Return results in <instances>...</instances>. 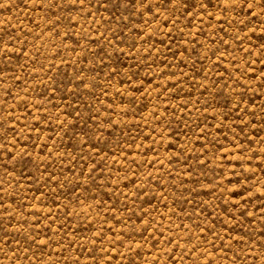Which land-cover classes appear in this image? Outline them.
Wrapping results in <instances>:
<instances>
[{"label":"rangeland","instance_id":"1","mask_svg":"<svg viewBox=\"0 0 264 264\" xmlns=\"http://www.w3.org/2000/svg\"><path fill=\"white\" fill-rule=\"evenodd\" d=\"M0 264H264V0H0Z\"/></svg>","mask_w":264,"mask_h":264}]
</instances>
